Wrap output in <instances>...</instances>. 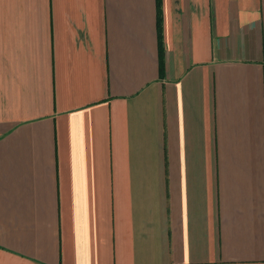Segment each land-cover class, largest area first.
<instances>
[{"label": "crops", "instance_id": "obj_1", "mask_svg": "<svg viewBox=\"0 0 264 264\" xmlns=\"http://www.w3.org/2000/svg\"><path fill=\"white\" fill-rule=\"evenodd\" d=\"M0 264H264V0H0Z\"/></svg>", "mask_w": 264, "mask_h": 264}]
</instances>
